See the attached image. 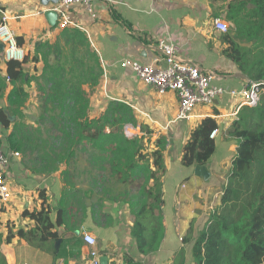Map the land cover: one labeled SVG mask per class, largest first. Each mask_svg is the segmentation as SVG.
I'll use <instances>...</instances> for the list:
<instances>
[{"label": "crops", "instance_id": "1", "mask_svg": "<svg viewBox=\"0 0 264 264\" xmlns=\"http://www.w3.org/2000/svg\"><path fill=\"white\" fill-rule=\"evenodd\" d=\"M57 0H0V11L11 19L9 26L20 40L19 47L26 55L41 43H54L62 32L53 26L45 13L55 8ZM226 2L221 0H96L92 18L84 8L72 9L75 21L98 53L103 80L91 97V106H99L98 115L110 101L126 103L133 109L138 126L132 127L142 135L141 127L153 131L151 148L160 135H166L169 146L165 152L166 174L162 184L165 237L159 251L140 255L131 235L133 223L129 217L128 203L104 200L88 192L89 185L83 182L80 172L63 177L67 166L61 164L52 174H35L34 159L37 152L19 157L11 153L6 172L12 200L0 204V264H87L81 252L84 233L102 240L100 259L106 257L108 264H127L133 259L140 264H198L192 260L190 250L184 243L190 234L202 230L213 210L221 205L224 186L227 183L231 162L236 154L237 142L226 134L240 110L237 99L224 96L212 105L197 107L190 120L179 119V99L176 93L160 96L152 87L146 86L130 69L121 68L128 59L143 64L159 56L156 47L160 39L177 45L181 59L191 62L205 72L215 75L214 86L225 89H241L246 79L224 55L227 45L219 32L213 28L214 19L225 18ZM1 21V13H0ZM5 49L0 43V76L7 80ZM25 71L34 75L33 65H23ZM39 71L42 66L38 65ZM11 86L0 99V111L8 108L7 96ZM7 114V113H6ZM206 118L218 123L214 138L216 151L208 163L211 177L204 180L197 176L195 167L181 164L182 151L192 132ZM14 118L11 117V120ZM30 127L36 124L26 122ZM12 131V128H11ZM2 128L6 138L11 133ZM44 132V131H43ZM153 139V140H152ZM47 143L41 138L33 148L43 149ZM48 144H51L49 142ZM52 153L50 152V155ZM37 167V166H36ZM66 192L67 208L59 206ZM49 212L50 222L59 240L42 238L41 232L31 238L39 224L24 213ZM60 214V218H59ZM22 230L25 236H20ZM185 250L186 255H178Z\"/></svg>", "mask_w": 264, "mask_h": 264}, {"label": "trees", "instance_id": "2", "mask_svg": "<svg viewBox=\"0 0 264 264\" xmlns=\"http://www.w3.org/2000/svg\"><path fill=\"white\" fill-rule=\"evenodd\" d=\"M221 1L227 3L224 14L231 23L228 33H220L227 45L225 57L246 79L264 81V0ZM17 43L21 45L20 40ZM25 64L33 65V76L25 71ZM103 75L98 53L87 34L77 28L62 30L52 44L41 43L23 62L8 61L9 84L0 76V99L11 86L8 108L0 111L2 128H12L6 138L7 151L37 152L35 174L55 173L64 164L67 169L62 174L70 184L68 168L74 166L89 185L90 195L96 192L100 196V204L104 200L127 202L137 251L150 255L159 251L165 237L162 181L170 142L166 135H160L152 149L150 138L155 133L144 127L143 137L129 138L125 127L136 128L138 123L126 103L110 101L98 117L91 118V97ZM33 82L40 102L35 128L24 118L30 99L28 88ZM42 127H47L50 138L41 144V150L33 146L43 138ZM217 128L215 119L206 118L192 132L182 151L183 167L211 161L216 144L210 135ZM226 134L237 142V149L221 205L202 230L194 233L191 226L184 243L198 264H264V101L254 108L242 107ZM121 184L124 190L119 192L116 187ZM67 199L65 192L60 208L66 210ZM24 216L39 224L37 231L29 233L31 238L41 232L43 239L59 240L58 233L52 231L49 212L26 211ZM19 235L24 237V231ZM178 255H186L185 250ZM127 264L140 263L128 259Z\"/></svg>", "mask_w": 264, "mask_h": 264}, {"label": "built area", "instance_id": "3", "mask_svg": "<svg viewBox=\"0 0 264 264\" xmlns=\"http://www.w3.org/2000/svg\"><path fill=\"white\" fill-rule=\"evenodd\" d=\"M96 0H59L54 11L57 13L56 25L59 29L77 28L72 9L82 7L92 17ZM0 43L4 45L5 57L8 61L23 62L25 52L19 47L14 32L9 26L10 17L0 11ZM231 23L226 18L214 19L213 28L219 33H228ZM159 56L152 62L143 64L137 61L124 60L121 68L130 69L146 86L152 87L162 96L168 92H174L179 99V119L190 120L193 111L200 105H212L216 100L224 96L237 99L239 106L254 108L264 101V81H246L241 89H225L212 84L216 78L213 73L205 72L197 65L185 61L179 56L177 45L167 39H160L156 45ZM9 81V78H7ZM219 130H214L210 138L214 139ZM5 136L0 133V204H7L13 198V193L6 178V172L10 165L11 153L4 146ZM14 157L20 154L15 152ZM102 240L98 237L84 233L81 240V252L87 264H100L99 247ZM58 264H65L63 261Z\"/></svg>", "mask_w": 264, "mask_h": 264}, {"label": "rangeland", "instance_id": "4", "mask_svg": "<svg viewBox=\"0 0 264 264\" xmlns=\"http://www.w3.org/2000/svg\"><path fill=\"white\" fill-rule=\"evenodd\" d=\"M28 91H29V94H30V99H29L28 103L26 104V109H25V115L26 116L24 118L30 124L35 125L34 122H35V120L37 119V117L39 115L37 110L39 111V107H40L39 94H38L37 86H36L35 82L32 83L30 88H28ZM98 108H99V106H97V107L93 106L91 108V110L89 111L91 118H96V117H98L100 115V114L98 115ZM12 121H14V119ZM46 128L47 127H44V128L42 127V129L44 130V132L42 134V137L45 138V139H49L50 137L47 134ZM125 134L129 138L143 137L144 136L141 133H139L138 131H134V129L131 126L125 127ZM51 136H55V135H51ZM145 141H147V139ZM79 164H80V167L84 168V164L83 163L80 162ZM68 171H69V175L73 174L74 171H75L74 166H71L70 168H68ZM116 190L119 191V192L123 191L124 190L123 185L122 184H121V186L117 185Z\"/></svg>", "mask_w": 264, "mask_h": 264}, {"label": "water", "instance_id": "5", "mask_svg": "<svg viewBox=\"0 0 264 264\" xmlns=\"http://www.w3.org/2000/svg\"><path fill=\"white\" fill-rule=\"evenodd\" d=\"M45 1V0H43ZM59 0H57L58 2ZM45 16L47 17V19L49 20V22L55 26L56 25V21H57V13L56 11H54V9H51L49 11H47L45 13ZM4 47V45H3ZM195 173L197 176L201 177L204 180H208L211 177V171L209 170V165H197L195 166ZM100 264H108L107 262V258H101L100 259Z\"/></svg>", "mask_w": 264, "mask_h": 264}]
</instances>
